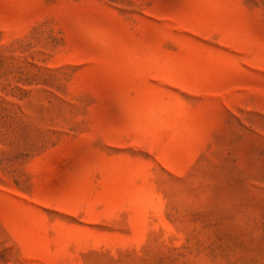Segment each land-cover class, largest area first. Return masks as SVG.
I'll use <instances>...</instances> for the list:
<instances>
[{
    "label": "rangeland",
    "instance_id": "374dc122",
    "mask_svg": "<svg viewBox=\"0 0 264 264\" xmlns=\"http://www.w3.org/2000/svg\"><path fill=\"white\" fill-rule=\"evenodd\" d=\"M0 264H264V0H0Z\"/></svg>",
    "mask_w": 264,
    "mask_h": 264
}]
</instances>
